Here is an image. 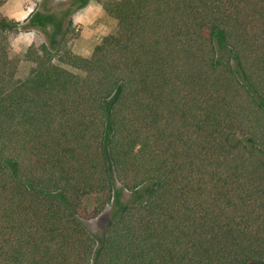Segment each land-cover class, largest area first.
Listing matches in <instances>:
<instances>
[{
    "label": "trees",
    "instance_id": "16d2710c",
    "mask_svg": "<svg viewBox=\"0 0 264 264\" xmlns=\"http://www.w3.org/2000/svg\"><path fill=\"white\" fill-rule=\"evenodd\" d=\"M98 1L24 79L0 20V264H264V0ZM115 182L151 189L95 238Z\"/></svg>",
    "mask_w": 264,
    "mask_h": 264
},
{
    "label": "rangeland",
    "instance_id": "374dc122",
    "mask_svg": "<svg viewBox=\"0 0 264 264\" xmlns=\"http://www.w3.org/2000/svg\"><path fill=\"white\" fill-rule=\"evenodd\" d=\"M6 18L16 23L10 37L12 54L21 62L18 78L24 79L29 66L23 61L29 46L38 48L45 44L56 47L64 43L70 51L80 57H88L94 46L110 34L115 26L114 20L102 13L98 0H6L0 7V20ZM222 39H217V47ZM150 186L133 192L114 183L110 198L87 196L82 205L89 214H96L85 222L87 229L95 238L109 221H114L127 208L146 200Z\"/></svg>",
    "mask_w": 264,
    "mask_h": 264
}]
</instances>
